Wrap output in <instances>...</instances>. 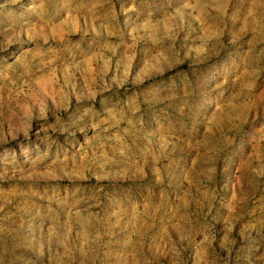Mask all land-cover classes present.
Listing matches in <instances>:
<instances>
[{
    "label": "rangeland",
    "instance_id": "obj_1",
    "mask_svg": "<svg viewBox=\"0 0 264 264\" xmlns=\"http://www.w3.org/2000/svg\"><path fill=\"white\" fill-rule=\"evenodd\" d=\"M0 264H264V0H0Z\"/></svg>",
    "mask_w": 264,
    "mask_h": 264
}]
</instances>
